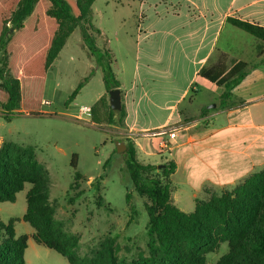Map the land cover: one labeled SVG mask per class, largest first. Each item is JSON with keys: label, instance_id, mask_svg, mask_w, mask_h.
<instances>
[{"label": "trees", "instance_id": "trees-1", "mask_svg": "<svg viewBox=\"0 0 264 264\" xmlns=\"http://www.w3.org/2000/svg\"><path fill=\"white\" fill-rule=\"evenodd\" d=\"M95 0H0V114L4 121L27 114L39 115L46 72L57 59L68 37L78 30L89 55L95 58L101 79L108 93L119 89L113 73L114 55L96 45L100 31L92 25ZM226 22L264 43V27L236 18ZM252 69L238 61L230 68L224 58L200 69L198 76L222 88L218 108L232 98V90ZM86 81V79L84 80ZM83 83L70 94L72 101ZM94 109L91 108L93 116ZM107 123L121 127L126 116L107 107ZM202 112H207L204 107ZM125 166L136 194L148 199L147 255L135 260L117 257L114 240L106 238L91 256L78 252L79 238L56 227L57 205L50 201V181L46 170L37 162L31 146L6 141L0 146V203H13L25 184L26 211L21 220L32 228V241L62 256L68 264H205V257L227 244V252L215 264H264V170L251 174L232 190L217 194L205 191L203 200H196L194 210L184 213L173 205L168 177L175 170L173 162L158 169L141 164L133 141H127ZM105 165V164H104ZM103 165V166H104ZM74 170L66 194L68 206L81 195L79 183L84 180L77 171V155L72 154ZM160 173V177L153 175ZM100 179V178H99ZM101 180V179H100ZM126 204L130 195L125 194ZM0 221V264H25L24 252L28 235L15 236L14 223Z\"/></svg>", "mask_w": 264, "mask_h": 264}, {"label": "crops", "instance_id": "crops-1", "mask_svg": "<svg viewBox=\"0 0 264 264\" xmlns=\"http://www.w3.org/2000/svg\"><path fill=\"white\" fill-rule=\"evenodd\" d=\"M138 4L136 58L142 69L129 87L121 88L120 83L126 111L121 128L132 139L136 155H170L160 156L156 166L174 163L168 177L171 200L188 213L196 200L205 199V191H230L264 170V43L247 39L226 22L231 17L264 27V0H139ZM238 50L241 56L233 54ZM222 58L228 68L243 61L252 69L223 108L214 99L217 106L202 112L205 104L195 105L201 91L194 84L207 80L198 73ZM107 98L108 93L102 92L98 100L105 99L106 105ZM170 130L175 132L173 139Z\"/></svg>", "mask_w": 264, "mask_h": 264}, {"label": "rangeland", "instance_id": "rangeland-1", "mask_svg": "<svg viewBox=\"0 0 264 264\" xmlns=\"http://www.w3.org/2000/svg\"><path fill=\"white\" fill-rule=\"evenodd\" d=\"M138 3L139 0H95L92 5V25L101 32L96 37V45L114 55L112 69L121 88L132 85L136 75L139 79L138 72L142 69L136 58L138 39L134 16ZM235 31L257 41L240 30ZM235 52L233 54H243L242 50ZM79 83H83L82 88L72 101H68ZM194 85L201 91L195 105L204 103L205 108L210 109L217 106L214 99L219 100L221 90L205 80H198ZM102 92L105 89L100 69L95 58L83 46L78 30H75L46 72L40 114H21L10 122L4 121L0 114V139H4L2 143L9 141L33 147L36 160L46 170L50 181V201L57 205L55 226H62L65 232L78 236L81 255L91 256L110 237L114 240L117 257L130 261L147 255L144 204L149 201L138 196L132 187L124 156L126 143L132 139L121 127L107 123L109 96L108 103L103 105L105 99L98 100ZM191 94L192 91L189 92ZM82 106L93 108L94 118L91 113L89 116L80 114ZM117 143L124 146L120 152L116 151ZM72 154L77 155V171L84 180L79 183L81 195L72 206H68L66 194H74L68 190L74 173L70 167ZM160 156L170 157L167 152L148 157L136 155L141 164L155 166L161 161ZM153 175L160 177L158 171ZM29 188L30 185L25 184L13 203H0L2 223L18 219L14 223L16 237L32 233L29 224L21 220L26 211L25 195ZM126 192L130 195L129 204L125 202ZM178 208L186 209L182 204H178ZM226 252L227 244H220L216 252L206 255L205 264H215ZM24 263L68 264L62 256L32 240L24 252Z\"/></svg>", "mask_w": 264, "mask_h": 264}, {"label": "water", "instance_id": "water-1", "mask_svg": "<svg viewBox=\"0 0 264 264\" xmlns=\"http://www.w3.org/2000/svg\"><path fill=\"white\" fill-rule=\"evenodd\" d=\"M108 101H109V106L111 110L113 111H120L121 109V92L119 89H114L108 92ZM215 106H213L214 108ZM207 109H210V107H207ZM121 148L124 149V146L121 145L120 143H117L116 151L120 152ZM163 165L157 166L158 169L162 168Z\"/></svg>", "mask_w": 264, "mask_h": 264}, {"label": "built area", "instance_id": "built-area-1", "mask_svg": "<svg viewBox=\"0 0 264 264\" xmlns=\"http://www.w3.org/2000/svg\"><path fill=\"white\" fill-rule=\"evenodd\" d=\"M45 104H47V102H45ZM79 113L82 114V115H87L89 116L90 113H91V109L89 107H86V106H82L79 110ZM168 135L170 138H174L175 137V132L174 130H170L168 131Z\"/></svg>", "mask_w": 264, "mask_h": 264}]
</instances>
